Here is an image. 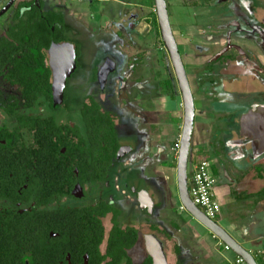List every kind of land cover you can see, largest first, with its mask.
<instances>
[{"label":"flooded vegetation","instance_id":"1","mask_svg":"<svg viewBox=\"0 0 264 264\" xmlns=\"http://www.w3.org/2000/svg\"><path fill=\"white\" fill-rule=\"evenodd\" d=\"M245 1L243 7L242 0H215L212 8L218 12L203 26L206 31L201 33L200 24H193L189 47L195 63L191 72L183 60L188 55L179 53L189 82L192 77L197 89L206 85L202 91L208 92L211 104L244 110L242 116L237 117V112L230 116L233 119L226 124L227 135L243 137L249 132L264 140V0ZM70 17L64 0H0L1 252L7 250L12 264L22 263L19 229L24 228L30 236L47 237L51 248L58 246L52 250L57 264H90V252L82 250L83 245L75 241L67 251L61 243L89 231L92 239L102 235L98 251L100 256L106 255L114 221L119 217L137 230L138 241L127 250L135 264L130 251L141 246L140 227H149V234H155L165 246L158 232L168 235L161 228L168 196L165 174L160 171L164 166L158 164L156 156L152 161L144 152L142 138L147 133L143 123L148 121V113H144L145 120L140 119L128 99L135 91L132 88L145 104L158 94L161 97L162 92L153 86L149 91L138 87L133 68L123 72L128 60L122 53L112 52L113 43H104L105 51L94 55L93 63L86 61V31ZM66 44L74 47L76 66L66 78L63 101L55 105L51 52ZM109 60L114 70L104 79L102 69ZM47 89L53 106L59 108L55 112L57 136L53 122L45 136L44 117L37 119L31 113L35 109L43 113L44 101L27 98V94L38 96ZM123 94L124 107L109 103ZM90 98L111 111L115 141H103L106 130L97 137L88 136L83 110L94 103ZM22 115L28 118L20 119ZM127 127L131 132L124 131ZM156 215L162 217L157 220L161 224L152 220ZM149 234L143 236L144 243ZM145 253L140 264L149 257ZM0 264H4L1 257Z\"/></svg>","mask_w":264,"mask_h":264},{"label":"crops","instance_id":"2","mask_svg":"<svg viewBox=\"0 0 264 264\" xmlns=\"http://www.w3.org/2000/svg\"><path fill=\"white\" fill-rule=\"evenodd\" d=\"M103 3H105L102 5L103 8L98 7L96 10L100 12L102 8L100 16L107 20L110 25L119 26L121 30L129 27L133 30H141L146 29V26L153 29L154 20L157 19L158 21L154 0H150L147 7L128 0H106ZM124 7L129 9L124 10L125 17H122ZM138 18H141V21H138ZM180 30L182 29L180 28ZM179 32L177 35L183 38L184 33ZM189 44L190 42L178 43L179 51L184 55L187 54L188 57L186 58L188 60L192 53ZM188 66L189 68H187L191 72L193 69L191 61ZM154 79H156L155 76H153V79L150 78L149 86L151 83H155ZM142 80L144 78L135 76V82L138 84L140 82L138 87H143ZM167 80L171 81L172 88L168 90L164 87L165 90H163L161 97L158 94L157 97L150 98L149 101H152L155 109H152L154 106L146 107V112L151 114L152 117L148 118L149 126L146 125L144 128L151 131L152 128L155 129L158 126L157 129L160 130L157 132L156 146L149 150L152 161L156 156V161H159L158 164L164 166L165 169L176 170L178 155L175 148L180 144L184 124V110L178 85L175 86L172 77L167 76L165 81ZM145 85L148 86L146 83ZM205 86L198 87L197 104H199V107L195 108L196 115L188 172L190 173L193 166L200 160L205 159L210 162L211 173L217 183L216 188L219 189L218 199L220 200H217V202L220 204V213L216 222L255 258L257 264H264V140L258 139L249 132L245 133L243 137L227 135L229 132L226 130V124L228 120L233 119L230 116L237 112V117H239L245 112L241 109L234 111L232 108L211 104L208 92L202 91ZM149 90H151V87L148 88ZM171 92H174V97L170 96L169 93ZM155 114L157 118H155ZM160 116H164L163 122L169 124L168 126L159 121ZM170 116L178 118L175 122H169ZM203 132H206V134ZM198 137H204V139L196 142ZM248 140H251L253 145ZM165 178L166 181L169 180L166 176ZM172 188H174L173 185ZM174 190L175 194L172 192L168 197L167 209L165 210L166 216H168V213H174L181 223L179 225L172 218L170 220V225L176 228L178 234L182 233L180 234L181 239L176 235L174 236L173 253L175 263L237 264L236 261L240 257L234 251L225 249L221 244L222 242L207 228L187 212L181 215L177 214L175 204L177 205V199L180 201L177 179L176 189ZM166 237L172 239L171 235ZM181 242L186 244L185 249L191 247V250H183ZM176 248L181 249L180 258L175 254Z\"/></svg>","mask_w":264,"mask_h":264},{"label":"rangeland","instance_id":"3","mask_svg":"<svg viewBox=\"0 0 264 264\" xmlns=\"http://www.w3.org/2000/svg\"><path fill=\"white\" fill-rule=\"evenodd\" d=\"M52 1L56 3V2H60L61 0H52ZM104 1L106 0H64V2L69 7V11L71 14V17H70L71 21L77 22L78 23L77 25L80 24L86 31V38H87L85 40L86 57H87L86 61H90L94 55L95 56L97 54L101 55L103 51H105L104 43L106 42H109L110 44L113 43L112 52H116V51L120 52L125 56V60H128V64L126 68L123 69V72H128L129 71L128 68L130 69L133 68V70L136 73L135 75L137 77L144 78V80H142L141 82L143 84L144 90L153 86V87H156V91L163 92V90H165L164 84L166 85L165 78L167 76L172 77L174 80L175 86H177V81H176L170 60H169L168 53L164 45H162L161 43L162 42L161 37H158L155 30L147 26H146V29H141V30H136V29L133 30L131 27H129L128 29L121 30L119 26L114 27V25L113 26L110 25L107 20H105L103 17L100 16L102 8H103L102 5L105 4L103 3ZM128 1H131L132 3L138 2L140 3V5L144 7L148 6V2L150 3V0H128ZM167 2H168V7H169L168 11L170 15L171 27L175 35L176 42L178 43L179 42H193V37H192L193 31H191L193 30V24L194 23L197 25L200 24L198 25L199 27L198 29H200L202 33L203 30L206 31V27H203V26L204 25L206 26L209 20H212V17L215 16L216 14V11L218 12V9L212 8V6L215 4V0H167ZM242 4L244 7V5L247 4V2L245 0H242ZM98 7H102L100 12L96 10V8ZM124 8H123V11L129 9L128 7L125 9ZM219 8L221 9V7ZM121 16L125 17V11L123 14H121ZM138 21H141V18H138ZM180 28L182 30H180ZM178 31L184 33L183 38H180V36L177 35ZM201 41L203 42V40ZM183 60L188 68H189L188 63L190 64V61L192 62V64L195 63V60L192 57L189 58V62L186 57H183ZM91 63H93V59L91 60ZM145 64H147L146 69L143 71L142 66H144ZM87 65H88V62H87ZM153 70L155 71L153 72ZM88 71L89 70L87 69V74H89ZM145 71L147 72V74L144 73ZM153 76L156 77V79H154L155 83H152L149 86V80L150 78L153 79ZM189 79L191 82L190 84L191 90H192L194 100L196 103L195 108H198L199 104H197V97H198L197 84L195 83L192 77H189ZM77 82H80V81L77 80ZM145 83L148 84V86L145 85ZM87 85H90V84L88 83ZM130 87H133L132 84H130ZM132 90H135V91H132V93L134 92L132 94L133 96H129L128 100L129 102L133 101L134 107L137 109L136 111L138 112L139 118L145 120L146 114L144 113H147L145 110L146 107L147 106L150 107L154 105L152 104V101L147 102V105H146L144 103L142 95H138V91L136 89L132 88ZM125 97H126V94H123L122 96L119 95L117 97L118 100H115V98H113L109 100V103H111V105L113 106L124 107L123 101L125 100L123 98ZM221 107H224V106L221 105ZM152 109H155V106ZM154 116L155 118H157L156 114ZM147 117L151 118L152 116L151 114L148 113ZM177 118L178 117L176 116H170L168 121L175 122ZM159 119H160L159 121L163 122L165 118L164 116H160ZM143 124L149 126L148 121ZM163 124L166 126L169 125V124L168 125L165 124V122H163ZM157 128L158 126L155 129L152 128L151 131L148 130V128L145 129L147 136H145V139L142 138V140L145 141L144 142V145H145L144 152L146 151L145 152L146 154L147 153L149 154L150 148L155 147L157 144L156 143L157 142V139H156L157 132L160 131ZM130 130L131 128L129 127L124 129V131H127V132H131ZM204 134H206V132ZM202 139H204V137H198L197 138L198 141L196 142H199ZM160 171L163 172L165 176L169 179L167 180V183H166V184H169V185H166V190H167L166 193H167V196L170 197V194L172 192L175 194L174 189H176L177 171L174 169L168 170L165 168H161ZM172 185L174 188H172ZM216 186H217V183L214 187L213 193H214V197L216 201L217 200L219 201L220 200L218 199L219 189L217 190L218 187L216 188ZM176 202H177V205L175 204V209L177 211V214L181 215L184 212H186L185 209L182 210V205L180 201H178V199L176 200ZM167 215L168 216H166L165 224H161L160 222L159 223L161 224V228L164 229L168 233V235L171 234L172 239L166 236H162V233L160 232H158V235L161 236L162 239L165 240V246H166L165 251L168 257L169 264H176L175 256L173 253L174 252L173 245L175 244L174 236L176 235L179 239H181L180 234L182 233L178 234L176 228L170 225V220L172 218V220L174 222L176 221V223H178L179 225H181V223L180 221H178L174 213L172 214L168 213ZM152 220L158 223L157 220H162V217L161 216L158 217L156 215L155 217H153ZM107 227L109 228V226ZM149 233H151V230L149 227L148 228L140 227L141 246L139 248L136 247L130 251V254L135 264H140L146 257V253L143 248V246L145 247L143 236ZM104 246L105 245H103V247ZM181 246H182V249L185 251L187 249L191 250V247H187V249H185L186 244L183 242H181Z\"/></svg>","mask_w":264,"mask_h":264},{"label":"water","instance_id":"4","mask_svg":"<svg viewBox=\"0 0 264 264\" xmlns=\"http://www.w3.org/2000/svg\"><path fill=\"white\" fill-rule=\"evenodd\" d=\"M154 3L161 39L175 74L184 110V124L176 168L177 189L180 203L190 216L207 228L216 238L228 246L230 250L234 251L245 264H257L255 258L248 251L242 248V246H240V244H238L217 222L210 220L191 200L188 188V165L196 115L195 102L190 82L179 53L178 44L170 24L167 2L166 0H154ZM51 56V63L55 74L53 96L54 103L57 105L63 101L66 78L69 77L76 66L75 50L73 45L66 44L60 48L54 47ZM109 62L111 64L105 65L102 69L101 77L104 79L114 70V65L110 60ZM108 66H110V69H108ZM146 196L149 198L152 205L150 196L148 194ZM145 245L148 256L152 260V264H169L164 243L155 234L145 236ZM150 245L153 252L149 250Z\"/></svg>","mask_w":264,"mask_h":264},{"label":"trees","instance_id":"5","mask_svg":"<svg viewBox=\"0 0 264 264\" xmlns=\"http://www.w3.org/2000/svg\"><path fill=\"white\" fill-rule=\"evenodd\" d=\"M167 6H168V2H167ZM152 27L157 33L158 37H161L157 19L154 20ZM161 43L163 45V42ZM164 87L170 90V88H172L171 81H166V85ZM32 91H36V90H32ZM171 94L174 97V92H171ZM27 98L28 99L40 98L41 100L44 101L43 113H40L38 109L32 110L31 113H33L35 118L37 119H41L44 117L43 118L44 122L42 123V126L44 128L43 131L45 136L47 133L50 132L49 124L51 122H53L54 124V134H56V136L59 135V127L57 126V123L55 121L57 118V114H55V112H58L59 108L53 106L52 104L51 91L47 89L44 91L43 94L38 93V96L34 94H27ZM90 101H93V99H91ZM93 102L94 103L92 105L86 106L85 109L83 110L84 118L87 121L88 136L97 137L101 131L106 130V134L104 135L103 141L104 140L110 141L112 139L115 141L114 137H116V135H115L114 122L111 117V111L105 108L104 106H102V104H99V102L97 103H95L96 101ZM8 112L12 113L11 110ZM50 113H52L53 115L50 116ZM25 118L28 117H26V115H22L20 119H25ZM115 148H117V146H115ZM114 222H115L114 228L110 234L107 243L106 255L100 256V253L98 251V245H100V243L103 240L102 235L99 238L92 239V236L90 235L89 231L84 232L78 238L73 237L64 240L63 243H61V247L64 245L66 247L65 250L69 251L72 250L71 248L73 247V243L75 241L76 244H79L81 247L83 245L81 249L85 251L88 250L90 252L91 255L90 264H101L102 261L108 258L110 259V261L107 264H133L132 259L127 254V250L134 247V245L138 241L137 230L135 229V227L131 225H127L126 219H119V217H116ZM153 228L155 229L156 227L154 226ZM5 230H8V227ZM19 231L21 236L20 238L22 240V247L24 248L23 260L21 264H25L26 261H28L29 264H57V259L53 260V256L55 254L53 253L52 250L57 249L58 246L51 248L47 243V237L43 239V237L37 236L33 233L30 236L29 234H26L24 228H20ZM30 241L32 243H30ZM2 246L4 245L0 246L1 262H4V264H12V262H10L9 260V255L5 253L7 252V250L4 251L3 253L1 252ZM175 254L177 257L180 258L181 249L176 248ZM81 262L82 261L80 260V263ZM181 263L183 264V262ZM143 264H152V260L150 259V257H148Z\"/></svg>","mask_w":264,"mask_h":264},{"label":"built area","instance_id":"6","mask_svg":"<svg viewBox=\"0 0 264 264\" xmlns=\"http://www.w3.org/2000/svg\"><path fill=\"white\" fill-rule=\"evenodd\" d=\"M179 146L175 148L179 154ZM216 181L211 173V164L208 160H200L190 172L188 178L189 194L192 202L212 221H215L220 213V205L214 197V187ZM182 210L184 208L182 207ZM223 247L229 250V247L221 243ZM237 264H243L244 261L239 258Z\"/></svg>","mask_w":264,"mask_h":264},{"label":"bare ground","instance_id":"7","mask_svg":"<svg viewBox=\"0 0 264 264\" xmlns=\"http://www.w3.org/2000/svg\"><path fill=\"white\" fill-rule=\"evenodd\" d=\"M144 245H145V243H144ZM145 250H146V245H145ZM149 250H150V252H153V249H152L151 245L149 246ZM146 252H147V250H146Z\"/></svg>","mask_w":264,"mask_h":264}]
</instances>
